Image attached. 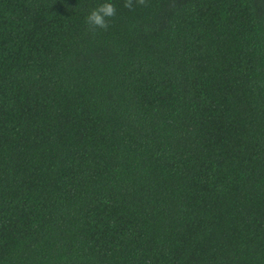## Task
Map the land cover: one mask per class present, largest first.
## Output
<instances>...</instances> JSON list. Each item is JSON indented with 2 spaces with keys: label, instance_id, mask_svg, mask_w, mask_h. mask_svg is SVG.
I'll use <instances>...</instances> for the list:
<instances>
[{
  "label": "trees",
  "instance_id": "trees-1",
  "mask_svg": "<svg viewBox=\"0 0 264 264\" xmlns=\"http://www.w3.org/2000/svg\"><path fill=\"white\" fill-rule=\"evenodd\" d=\"M0 0V264H264V0Z\"/></svg>",
  "mask_w": 264,
  "mask_h": 264
},
{
  "label": "clouds",
  "instance_id": "clouds-1",
  "mask_svg": "<svg viewBox=\"0 0 264 264\" xmlns=\"http://www.w3.org/2000/svg\"><path fill=\"white\" fill-rule=\"evenodd\" d=\"M134 5L147 6V0H125L123 6L133 10ZM116 11V6L111 0H105V2L92 8L85 17L89 30L95 32L98 29H103L106 31L109 27L110 18L116 15Z\"/></svg>",
  "mask_w": 264,
  "mask_h": 264
}]
</instances>
